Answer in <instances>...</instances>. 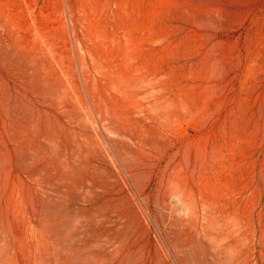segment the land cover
I'll list each match as a JSON object with an SVG mask.
<instances>
[{
    "label": "rangeland",
    "instance_id": "374dc122",
    "mask_svg": "<svg viewBox=\"0 0 264 264\" xmlns=\"http://www.w3.org/2000/svg\"><path fill=\"white\" fill-rule=\"evenodd\" d=\"M0 264H264V0H0Z\"/></svg>",
    "mask_w": 264,
    "mask_h": 264
},
{
    "label": "bare ground",
    "instance_id": "6f19581e",
    "mask_svg": "<svg viewBox=\"0 0 264 264\" xmlns=\"http://www.w3.org/2000/svg\"><path fill=\"white\" fill-rule=\"evenodd\" d=\"M190 211V210H189ZM198 230V229H197ZM201 234V233H200Z\"/></svg>",
    "mask_w": 264,
    "mask_h": 264
}]
</instances>
